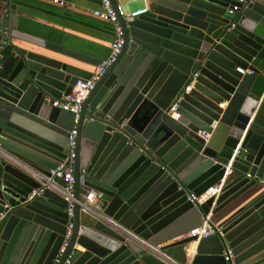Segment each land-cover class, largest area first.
I'll list each match as a JSON object with an SVG mask.
<instances>
[{
  "label": "water",
  "instance_id": "obj_1",
  "mask_svg": "<svg viewBox=\"0 0 264 264\" xmlns=\"http://www.w3.org/2000/svg\"><path fill=\"white\" fill-rule=\"evenodd\" d=\"M140 1L144 12L119 16L121 50L80 104L61 252L67 201L49 169L71 121L50 100L91 71L20 29L13 0L0 9V264H264V0ZM192 72L173 119L165 110ZM221 179L215 198L188 199ZM88 189L100 210L81 208ZM207 215L222 236L184 261L165 252L184 253L195 237L182 235Z\"/></svg>",
  "mask_w": 264,
  "mask_h": 264
},
{
  "label": "built area",
  "instance_id": "obj_2",
  "mask_svg": "<svg viewBox=\"0 0 264 264\" xmlns=\"http://www.w3.org/2000/svg\"><path fill=\"white\" fill-rule=\"evenodd\" d=\"M54 2H58L62 4L60 0H53ZM98 6L96 8L88 9L89 14L92 16L105 21L109 24L111 29V39L108 44V53L90 72L87 78H78L71 85L70 90L67 94L61 96L58 99L50 100V104L52 106H57L61 109L67 110L70 113V121L71 127L67 134L66 148L63 151V156L60 158L58 162L54 165V167L49 169V174L53 176H57L60 178L63 183L59 185V191L64 195L65 200L67 201L65 207V231H64V241L62 242L59 252L62 251L66 240L68 239L72 227V217H73V201L72 198V185H73V163H74V147H75V132L76 126L78 123L79 113H80V104L83 99L87 96L89 91L93 88L94 84L101 77V75L105 72L107 67H109L112 62L115 60L117 55L119 54L122 44H123V31L122 27L119 23V16H136L145 11V7L129 10L128 12L124 11L118 4L115 7L111 5L110 0H98ZM252 0H236L237 3L246 4L251 2ZM2 9L6 10V0H2ZM238 5L233 4L230 8L227 9L228 14H232L235 10H237ZM237 70L241 73H252L251 69H242L237 67ZM196 72H192L188 77L186 83L181 87L179 92L173 97L171 102L168 104L165 113L169 115L171 118L176 119L179 117V113L176 111L178 106V102L181 98V92H186L192 82L193 77ZM209 133L202 132L204 137H208ZM248 176V174H246ZM77 184L79 187H84V179L82 177V173L78 174ZM224 184V180L221 179L219 182L215 183L205 191L199 193L198 195L189 194L188 199L197 204L202 203L209 196L215 198L221 190V187ZM41 188L33 190L31 193L27 195V199H30L33 195L39 194ZM81 208L89 206L93 209L100 210L102 208V204L100 201V193L88 189L85 195L80 196V200L78 201ZM211 235L222 236L220 232V227L215 223L209 220L208 215L203 219L202 223L185 233L182 236H194L195 239L193 243L195 244L200 238H204ZM153 249L155 247H152ZM222 255L224 260H231V251L227 246L223 248ZM67 262V259L64 261ZM54 264V263H52Z\"/></svg>",
  "mask_w": 264,
  "mask_h": 264
},
{
  "label": "crops",
  "instance_id": "obj_3",
  "mask_svg": "<svg viewBox=\"0 0 264 264\" xmlns=\"http://www.w3.org/2000/svg\"><path fill=\"white\" fill-rule=\"evenodd\" d=\"M140 0H115L123 10L137 9ZM141 2V1H140ZM142 3V2H141ZM20 29L38 38L78 53L81 58L76 65L91 71L108 53L111 29L107 22L91 14L88 9L96 8V0H70L59 4L53 0H13ZM2 2H0V9ZM169 241V240H168ZM173 259L184 261V253L170 247L166 251Z\"/></svg>",
  "mask_w": 264,
  "mask_h": 264
},
{
  "label": "bare ground",
  "instance_id": "obj_4",
  "mask_svg": "<svg viewBox=\"0 0 264 264\" xmlns=\"http://www.w3.org/2000/svg\"><path fill=\"white\" fill-rule=\"evenodd\" d=\"M192 246H193V242L190 243V246H188V247L185 248V250H184L185 253H186V252H189V251L191 250Z\"/></svg>",
  "mask_w": 264,
  "mask_h": 264
},
{
  "label": "rangeland",
  "instance_id": "obj_5",
  "mask_svg": "<svg viewBox=\"0 0 264 264\" xmlns=\"http://www.w3.org/2000/svg\"><path fill=\"white\" fill-rule=\"evenodd\" d=\"M138 2H139V3L136 4V7H138V6H142V3H141L140 1H138ZM124 11H127V9L124 8Z\"/></svg>",
  "mask_w": 264,
  "mask_h": 264
},
{
  "label": "trees",
  "instance_id": "obj_6",
  "mask_svg": "<svg viewBox=\"0 0 264 264\" xmlns=\"http://www.w3.org/2000/svg\"><path fill=\"white\" fill-rule=\"evenodd\" d=\"M168 248H166L165 250H167Z\"/></svg>",
  "mask_w": 264,
  "mask_h": 264
}]
</instances>
